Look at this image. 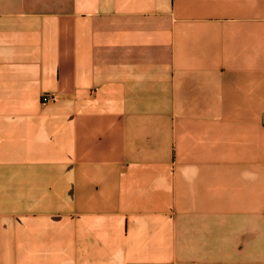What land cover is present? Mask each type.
<instances>
[{
	"label": "crops",
	"instance_id": "0c3cea01",
	"mask_svg": "<svg viewBox=\"0 0 264 264\" xmlns=\"http://www.w3.org/2000/svg\"><path fill=\"white\" fill-rule=\"evenodd\" d=\"M7 216L0 264H264V0H0Z\"/></svg>",
	"mask_w": 264,
	"mask_h": 264
},
{
	"label": "rangeland",
	"instance_id": "374dc122",
	"mask_svg": "<svg viewBox=\"0 0 264 264\" xmlns=\"http://www.w3.org/2000/svg\"><path fill=\"white\" fill-rule=\"evenodd\" d=\"M12 213V212H11ZM1 224L4 225L6 221V226L10 227L13 222V218L7 216V218H0ZM3 238V234H0V239ZM14 253V243L10 232H7L5 242L0 240V254L8 258H12Z\"/></svg>",
	"mask_w": 264,
	"mask_h": 264
},
{
	"label": "built area",
	"instance_id": "2783aa9c",
	"mask_svg": "<svg viewBox=\"0 0 264 264\" xmlns=\"http://www.w3.org/2000/svg\"><path fill=\"white\" fill-rule=\"evenodd\" d=\"M45 100H46V101H47V100L49 101V100H51V99H50L49 97H45Z\"/></svg>",
	"mask_w": 264,
	"mask_h": 264
}]
</instances>
